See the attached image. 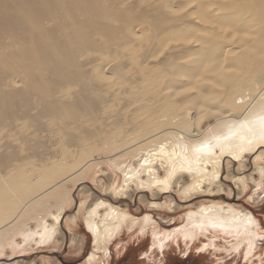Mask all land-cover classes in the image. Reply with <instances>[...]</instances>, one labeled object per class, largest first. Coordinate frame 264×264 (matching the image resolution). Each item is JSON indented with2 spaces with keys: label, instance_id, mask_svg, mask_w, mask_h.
I'll return each instance as SVG.
<instances>
[{
  "label": "bare ground",
  "instance_id": "6f19581e",
  "mask_svg": "<svg viewBox=\"0 0 264 264\" xmlns=\"http://www.w3.org/2000/svg\"><path fill=\"white\" fill-rule=\"evenodd\" d=\"M210 118L216 126L202 131ZM261 149L260 157L264 0H0V257L52 242L69 205L65 184H81L103 162L123 172L122 193H103L122 199L146 184L181 192L186 173L210 187L225 159L241 163ZM158 155L182 166L167 174ZM129 156L140 169L125 166ZM258 173L262 180L264 166ZM228 174L241 190L255 183ZM81 192L92 200L84 262L95 264L127 218ZM252 220L247 211L203 208L187 214L181 237L187 246L201 229Z\"/></svg>",
  "mask_w": 264,
  "mask_h": 264
},
{
  "label": "rangeland",
  "instance_id": "374dc122",
  "mask_svg": "<svg viewBox=\"0 0 264 264\" xmlns=\"http://www.w3.org/2000/svg\"><path fill=\"white\" fill-rule=\"evenodd\" d=\"M95 126L99 127V124ZM215 126L214 118L207 119L202 124L204 127L202 131ZM99 128L102 130L101 126ZM115 133L114 130H110L107 134L101 135L110 138ZM153 150L158 148L154 147ZM261 151L262 149L251 155H245L241 163L234 162L228 165L225 159L218 180H215L210 187L201 188L197 183L195 184L190 174L186 173L183 174V182L186 186L181 192L171 188L164 194L146 184L139 186L122 199L103 193L102 187L107 193L112 189L122 193L120 188L123 181L122 171L115 170L103 162L96 168V173L89 174L81 180V184L74 185L72 182L65 184L69 205L58 225L59 232L52 242L33 244L30 248H21L15 252L7 249L6 254L0 257V264L16 262L85 264L84 261L93 248V236L86 229L83 221L86 208L92 201L88 193L82 194L81 191L85 189L90 191L91 196H96L110 206L116 207L127 218L112 240L106 243L107 255L100 253V258L95 264H264V177L261 180L258 173V169L264 166V156L260 157ZM155 153L157 151L151 154ZM98 158L101 157L93 154V159ZM135 159L137 157L126 158L125 166L132 165L135 169H140L141 166L133 162ZM161 161L166 162L167 174L176 163L182 166L179 160L168 162L164 156L158 155L155 161L157 167ZM228 173L237 177L251 175L255 183L245 182L246 187L241 190L235 185L234 179L228 177ZM158 174L162 178L165 172L159 170ZM144 177L141 176L142 181L146 180ZM80 203L84 206L79 209ZM50 204L54 205L53 202ZM212 207H228L236 212L247 211L252 215L253 223L244 225V228L239 227L238 224L229 225L228 231L227 227L201 229L197 231L194 241L186 246L181 237V228L187 224V214H195L203 208ZM77 211H79L78 219L72 225L68 219ZM50 212L56 215L57 209L52 207ZM46 221L48 224H53L50 217H47ZM142 226L145 227L144 231H140ZM231 226L239 228L234 230L230 228ZM30 227L35 228L32 223ZM154 235L164 240L161 249L154 245L156 241ZM21 241L19 237L16 240L18 243Z\"/></svg>",
  "mask_w": 264,
  "mask_h": 264
}]
</instances>
